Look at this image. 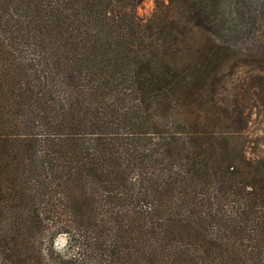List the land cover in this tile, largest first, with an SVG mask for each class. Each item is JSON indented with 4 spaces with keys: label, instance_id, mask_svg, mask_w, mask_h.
I'll return each mask as SVG.
<instances>
[{
    "label": "trees",
    "instance_id": "1",
    "mask_svg": "<svg viewBox=\"0 0 264 264\" xmlns=\"http://www.w3.org/2000/svg\"><path fill=\"white\" fill-rule=\"evenodd\" d=\"M142 1L0 0V264H264V0Z\"/></svg>",
    "mask_w": 264,
    "mask_h": 264
},
{
    "label": "rangeland",
    "instance_id": "2",
    "mask_svg": "<svg viewBox=\"0 0 264 264\" xmlns=\"http://www.w3.org/2000/svg\"><path fill=\"white\" fill-rule=\"evenodd\" d=\"M159 2H166V0H143L137 7L138 15L143 18L151 16ZM239 103L243 110L241 99H239ZM262 104L257 99L256 104L249 105L251 112L244 130L246 150L248 154L254 156L261 155L264 152V105ZM235 134L243 140V126L236 130ZM55 245L59 250H65L67 248V237L63 234L59 235L55 240Z\"/></svg>",
    "mask_w": 264,
    "mask_h": 264
}]
</instances>
